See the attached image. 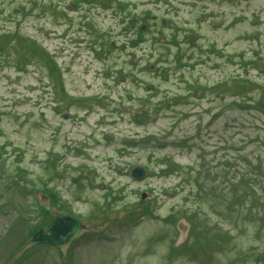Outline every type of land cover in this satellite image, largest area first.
<instances>
[{
  "label": "rangeland",
  "instance_id": "obj_1",
  "mask_svg": "<svg viewBox=\"0 0 264 264\" xmlns=\"http://www.w3.org/2000/svg\"><path fill=\"white\" fill-rule=\"evenodd\" d=\"M2 35L0 264H264V0H0Z\"/></svg>",
  "mask_w": 264,
  "mask_h": 264
},
{
  "label": "water",
  "instance_id": "obj_2",
  "mask_svg": "<svg viewBox=\"0 0 264 264\" xmlns=\"http://www.w3.org/2000/svg\"><path fill=\"white\" fill-rule=\"evenodd\" d=\"M141 30L143 31V28ZM145 175V170L138 167L133 168L130 172L131 178L137 181L143 179ZM142 198H144L143 195ZM82 229L83 226L77 220L68 216L57 215L53 218L49 228L37 231L28 240V244H46L55 248H62L74 240Z\"/></svg>",
  "mask_w": 264,
  "mask_h": 264
},
{
  "label": "trees",
  "instance_id": "obj_3",
  "mask_svg": "<svg viewBox=\"0 0 264 264\" xmlns=\"http://www.w3.org/2000/svg\"><path fill=\"white\" fill-rule=\"evenodd\" d=\"M135 25V24H134ZM139 33H140V31H139ZM11 35H9V37H10ZM142 36V35H141ZM0 39H4V40H7V39H9L8 37H7V35H2V36H0ZM16 39H18V40H22V41H18L19 42V44H21L22 42H23V48H25V53H26V55H29L30 54V56H35V55H39V56H42L43 55V50L38 46V45H36L34 42H32V41H30V40H28V39H26V38H20V37H16ZM27 42H28V44H29V47H28V45H27ZM5 43V42H4ZM2 45V44H1ZM1 45H0V47H1ZM1 50H2V48H0ZM36 53V54H35ZM33 54H35V55H33ZM46 54V53H45ZM42 58H44L45 59V57H42ZM46 59H47V61H46V64L50 67V69H51V72L54 74V73H59V70H57V68H56V66L53 64V62L48 58V56H47V54H46ZM61 92L62 93H64V91L63 90H61ZM65 94V93H64ZM133 144H135V142H132ZM163 162H165L166 163V161H163ZM171 165H175L173 162H171L170 163ZM169 173H172V169H168L167 170ZM242 182L240 181V184H241ZM145 212H147V210L145 211ZM144 212V213H145ZM42 215H43V217H45V218H47V216H48V211H46V209L44 208V207H42ZM189 222H190V220H189ZM49 223H50V220H47V222H44L43 224L44 225H36L34 228H32V229H30V231H28L27 232V234H26V236H24V238H22V240L19 242V244H18V247H22V245L26 242V240L28 239V238H30L38 229H40V228H42L43 226H45V225H49ZM191 224V223H190ZM177 252V250H174L172 247H171V250H170V254L172 255V254H174V253H176ZM62 264H65V263H62Z\"/></svg>",
  "mask_w": 264,
  "mask_h": 264
}]
</instances>
